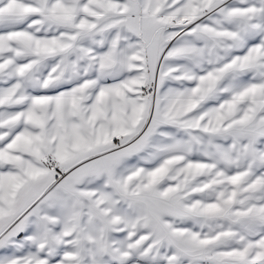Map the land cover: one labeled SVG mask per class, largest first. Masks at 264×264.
<instances>
[{
	"label": "snow or ice",
	"instance_id": "1",
	"mask_svg": "<svg viewBox=\"0 0 264 264\" xmlns=\"http://www.w3.org/2000/svg\"><path fill=\"white\" fill-rule=\"evenodd\" d=\"M0 264H264V0H0Z\"/></svg>",
	"mask_w": 264,
	"mask_h": 264
}]
</instances>
